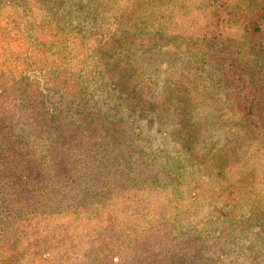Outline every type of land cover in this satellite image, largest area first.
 I'll list each match as a JSON object with an SVG mask.
<instances>
[{
	"label": "rangeland",
	"instance_id": "obj_1",
	"mask_svg": "<svg viewBox=\"0 0 264 264\" xmlns=\"http://www.w3.org/2000/svg\"><path fill=\"white\" fill-rule=\"evenodd\" d=\"M137 2L0 11V264H264V149L223 66L237 46L264 103L263 0H151L136 30Z\"/></svg>",
	"mask_w": 264,
	"mask_h": 264
},
{
	"label": "trees",
	"instance_id": "obj_2",
	"mask_svg": "<svg viewBox=\"0 0 264 264\" xmlns=\"http://www.w3.org/2000/svg\"><path fill=\"white\" fill-rule=\"evenodd\" d=\"M221 1V0H220ZM233 0H223V2H225L229 8L230 4L232 3ZM49 0H0V11H5V12H11V11H22L25 8H29L30 5L34 6H41L42 8L46 9V12L48 14V3ZM23 4V9L21 8V5ZM152 2L151 0H138L137 3L133 4V6L131 7V14L133 16L136 17V26H134V29H145V25L148 26V23H146L147 21V14L148 12H150L149 9L146 8L147 5L152 6ZM41 8V7H40ZM218 8V6H217ZM151 9V8H150ZM227 9V7L225 6V10ZM220 10H218L219 12ZM251 22H250V26L253 29L259 30V24L260 21L262 19H264V0H263V5L258 8H252L251 12ZM151 15V14H150ZM216 15L214 14V17ZM231 17H235L234 15H231L230 13H225L224 15H218L217 17H215V28L212 29L210 32L207 31L206 29H201L199 31V35H201V39L202 40H206V39H215L219 34H222L224 31L227 30L228 26H231L232 24H230L229 20ZM53 21H48L49 26H51L53 24ZM142 26V27H141ZM225 26V27H224ZM220 28H225V29H220ZM53 29V28H51ZM149 29V28H147ZM151 30V29H149ZM152 36V35H151ZM152 38L154 39L155 42V38L154 36H152ZM228 38V37H227ZM149 41V40H148ZM215 49L214 47L212 48V50ZM229 52H231V61H229L228 63H225L224 69L227 70V75L230 78V84L232 85V87H236L238 88V92L237 90L235 91V89H233V91H235V93L233 95H231L232 97H235L239 100V102H241L242 106H245L246 112L244 113V120L248 125V129H246V132L249 135H251V133L253 134V137H250L252 140H249L247 145H250V147H252V149H258L259 145L261 149H264V140H259L257 142V145L253 143V141H255V139L259 138V135L262 136V138L264 139V103L260 100V97L258 96L257 93H255L254 91H250L248 89L250 83L253 81V79L258 78V76L256 75V73L258 71H256L254 69V67L251 68H246L244 67L241 63H238L236 60H238V56H237V52H238V48L237 46L233 47ZM206 52H202V57L201 58H205V54ZM259 71L261 69H258ZM234 78V81H233ZM179 86H177L178 88ZM252 87V85H250V88ZM259 87H264V84L262 82H259ZM134 89V87H133ZM180 92V90L178 91ZM180 94L182 95V91L180 92ZM244 94V95H243ZM182 97V96H181ZM183 98V97H182ZM149 107H145L150 108L151 105H148ZM44 122H47V119L43 120ZM202 132L198 131V137H201ZM245 136V134H244ZM255 136H257L256 138H254ZM235 137H243L242 135L236 134ZM200 141V140H199ZM238 146L235 145L233 147V150L231 151L232 153L235 154L236 150H237ZM255 152V151H253ZM211 156H213L214 158H217L218 160H226V156L224 155H220L219 151H216V153H210ZM230 159V157H229ZM234 159L230 160V162H233ZM221 165V164H220ZM231 169H233L231 171V174H235L238 178H240L241 180H245V175L242 174V172L240 170H238L237 164H233L232 166H230ZM236 169V170H234ZM230 180V179H229ZM233 183V180H230Z\"/></svg>",
	"mask_w": 264,
	"mask_h": 264
}]
</instances>
